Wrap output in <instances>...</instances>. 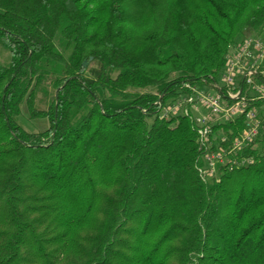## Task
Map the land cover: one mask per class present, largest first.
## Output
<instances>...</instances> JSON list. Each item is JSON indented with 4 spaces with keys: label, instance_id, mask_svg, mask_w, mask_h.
<instances>
[{
    "label": "trees",
    "instance_id": "16d2710c",
    "mask_svg": "<svg viewBox=\"0 0 264 264\" xmlns=\"http://www.w3.org/2000/svg\"><path fill=\"white\" fill-rule=\"evenodd\" d=\"M243 29L264 0H0V264H264V156L203 181L158 105L217 80Z\"/></svg>",
    "mask_w": 264,
    "mask_h": 264
},
{
    "label": "built area",
    "instance_id": "2783aa9c",
    "mask_svg": "<svg viewBox=\"0 0 264 264\" xmlns=\"http://www.w3.org/2000/svg\"><path fill=\"white\" fill-rule=\"evenodd\" d=\"M225 59L217 80L187 82L185 93L167 105L158 102L160 118L184 115L192 122L202 149L196 169L203 181H220L222 166L254 164V155H240L246 149L264 156V29L231 43ZM226 123L237 126L232 139L223 129Z\"/></svg>",
    "mask_w": 264,
    "mask_h": 264
},
{
    "label": "rangeland",
    "instance_id": "374dc122",
    "mask_svg": "<svg viewBox=\"0 0 264 264\" xmlns=\"http://www.w3.org/2000/svg\"><path fill=\"white\" fill-rule=\"evenodd\" d=\"M249 34H253V33H251V31H249L248 29H243L236 36L234 41H238V40L242 39L243 37H245V36H247ZM8 59H9V52L2 45H0V62L5 63V62H7ZM91 66H95V65L89 62L85 66L87 68V71H86L87 75L90 74L89 68ZM47 89H48V91L46 92V94H45V92H40L38 94V97L36 99V104L39 103L38 98H41L42 96H45V95H46V97L47 96H51L53 94V91H54L53 87L50 86ZM142 92H143V90H142ZM203 114L206 115L207 112L203 111ZM212 120H214V119L212 118ZM20 121L25 126V128L30 130V131H41V130L45 129L48 126V123L45 122V121H42V120L38 121V120H35V119L31 120L29 118V113H28L26 105H24L22 107V113H21V116H20Z\"/></svg>",
    "mask_w": 264,
    "mask_h": 264
},
{
    "label": "water",
    "instance_id": "95a60500",
    "mask_svg": "<svg viewBox=\"0 0 264 264\" xmlns=\"http://www.w3.org/2000/svg\"><path fill=\"white\" fill-rule=\"evenodd\" d=\"M86 64H87V61H84V63H83L84 67L86 66Z\"/></svg>",
    "mask_w": 264,
    "mask_h": 264
}]
</instances>
